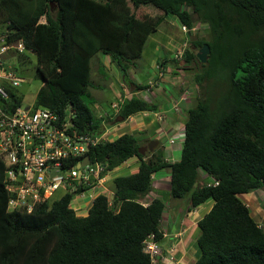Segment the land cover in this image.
Instances as JSON below:
<instances>
[{
	"label": "trees",
	"instance_id": "16d2710c",
	"mask_svg": "<svg viewBox=\"0 0 264 264\" xmlns=\"http://www.w3.org/2000/svg\"><path fill=\"white\" fill-rule=\"evenodd\" d=\"M142 6L158 10L161 20L175 17L189 32L198 23L209 30L208 40L199 43L209 46L206 64L184 53L202 70L195 75L198 97L188 110L180 160L167 163L161 153L145 152L131 134L96 145L88 156L106 174L134 158L139 168L114 179L112 199L99 194L88 213L77 216L72 193L32 213L8 210L0 159V264H151L143 242L152 234L162 239L165 205L156 198L144 206L142 200L152 176L165 168L170 195L188 197L189 211L214 202L198 222L194 264H264V229L241 199L264 188V0H0L1 33L36 56L43 86L34 106L71 108L80 124L99 131L86 101L91 60L109 55L127 82L132 61L158 27V21L137 16ZM16 56L19 67L30 64L24 53ZM8 91L16 101V90ZM156 110L133 96L120 105L118 117ZM202 175L207 180L201 184Z\"/></svg>",
	"mask_w": 264,
	"mask_h": 264
},
{
	"label": "built area",
	"instance_id": "2783aa9c",
	"mask_svg": "<svg viewBox=\"0 0 264 264\" xmlns=\"http://www.w3.org/2000/svg\"><path fill=\"white\" fill-rule=\"evenodd\" d=\"M25 51L22 43H7L0 27V159L10 193L8 210L32 213L38 206L51 204L67 193L73 195L71 207L76 197L94 200L104 194L100 192L108 173L101 163L90 161L82 166V162L93 147L107 142V130L100 132L80 124L71 108L55 111L36 108L35 103L23 107L20 95L12 100L8 89L18 90L23 79L4 56L16 58V53ZM185 51L186 44L175 60L182 59ZM95 190H99L97 195H87ZM143 246L151 264L177 263L174 251L164 254L154 234L144 240Z\"/></svg>",
	"mask_w": 264,
	"mask_h": 264
},
{
	"label": "rangeland",
	"instance_id": "374dc122",
	"mask_svg": "<svg viewBox=\"0 0 264 264\" xmlns=\"http://www.w3.org/2000/svg\"><path fill=\"white\" fill-rule=\"evenodd\" d=\"M127 6L131 7L130 2H128ZM136 13L140 19H149L153 22L158 21V27L157 31L149 36L144 46L141 57L132 61V65L129 68V78L131 82L147 86L152 85L154 89L156 88V91L158 90V86H160V81L162 82L161 87L163 88L166 87L169 90H172L174 88L176 90L182 89L189 96V107H193L196 103V97H198L195 75L199 74L202 68L193 59H190L188 62V59L185 58V55L177 62L174 61V56L182 49L184 44H186V52L191 57L198 55V53L202 49L199 47V43L201 41L208 40V27L204 24L198 23L195 25L194 29L189 32L187 29L184 30V27L181 26V24L175 17L169 16L166 19L161 20L162 14L151 6H142L140 7V10L136 11ZM41 22H45V20L42 19ZM24 54L30 60V64L23 65L22 67H19L17 65L16 58L9 56L4 57L8 65L14 67L17 76L23 79L20 87L16 88L18 90L14 92L16 94L15 96L20 95L22 106L26 107L35 103L37 94L43 86V81L37 75L35 67L36 56L28 51H25ZM106 56L109 55L98 54L91 60V78L93 87L90 88L91 97L86 101L93 110L94 114L104 113L108 111L111 102L118 103V101L122 99L121 89L119 88V81L114 80L117 78V76H120V71H116V69H114V74L110 75L112 71L110 70L108 63L102 62L100 64V59H105ZM14 57L17 56L14 55ZM160 63L163 64V68L159 66ZM100 66L104 68L103 71L99 70ZM158 68L159 71L170 69L171 74L173 72H175V74L170 75L164 72L165 77L158 78ZM103 73H105L107 76H102ZM107 77H109L110 79L107 80ZM128 82L129 81L127 80V84ZM171 82L176 83L175 86H172ZM160 101L163 102L164 99L161 98ZM177 113H179V107ZM117 118L118 114L113 117L112 122L114 124L110 125L109 127L115 125L125 126L126 123H117ZM122 132L123 129H115L114 131L108 132L107 137L109 138V140H115ZM134 136L140 144H146V141L149 139V136L146 134L143 135L139 133V135L134 134ZM163 141L164 139L162 138L161 143H163ZM154 151L156 150L154 149ZM137 164L138 163L134 162L133 164H129V166H120L114 171L108 173V176H127L137 168ZM110 184L112 187H114L113 183ZM103 187H109V190H112L110 189L112 187H110L106 183L103 184ZM103 190L104 188H102L100 193L104 192L108 194V197L111 199L109 193ZM98 193L99 190L89 191L87 195L95 196ZM242 198L248 205L252 217L264 229V188L255 191L253 194L247 197L243 196ZM173 199L174 198H172V200ZM92 200V198H75V202L72 204V207L75 210L77 216H85L88 213V210L90 209L92 204ZM175 200V202L180 203H183L185 201L184 199ZM209 201L212 202V200ZM197 232L198 234H200L199 229H197ZM194 249L196 250L194 259L190 258L187 260V262L185 261L187 264H193V262L196 261V259L200 255V251L197 245Z\"/></svg>",
	"mask_w": 264,
	"mask_h": 264
},
{
	"label": "crops",
	"instance_id": "0c3cea01",
	"mask_svg": "<svg viewBox=\"0 0 264 264\" xmlns=\"http://www.w3.org/2000/svg\"><path fill=\"white\" fill-rule=\"evenodd\" d=\"M102 62L108 63L110 70L112 71L110 75L114 74V69H116V71L119 70L117 66L112 63L111 58L109 56H106L105 59L101 58L100 64ZM103 69V67H99L100 71H103ZM129 70L128 84L123 79L121 72L120 76H117V78L114 79L119 81V88L121 89L122 99L119 100L118 103L111 102L108 111L104 113L94 114L100 122L99 131L102 132L106 129L108 134V132L114 131L115 129H123V132L119 134L118 137L124 134H131L133 136L134 134L139 135V133L143 135L146 134L149 136V139L146 141V144L141 143V146L145 149V152H148L150 154L153 153L148 151V145L152 141H157L158 145L156 146L155 150L158 152V154L161 153V156L163 157L165 162L175 163L179 161L181 158L184 139V125L187 119L188 110L190 109V103L188 98L189 96L182 89L176 90L174 88L172 90H169L166 87H161V81L157 91L156 88L154 89L152 87V85H148L147 89L139 91L137 89L138 85H146L131 82L129 78ZM164 72L170 75L175 74V72L171 74L170 69L159 71L158 68V78L165 77ZM102 76L107 75L103 73ZM109 79L110 78L107 77V80ZM175 84L176 83L171 82L172 86H175ZM89 93L91 97V92L89 91ZM133 96L141 98L149 103L155 104L157 106V110L155 112H141L129 117L123 122H120L121 124L126 123L125 126L115 125L109 127L110 125L114 124L112 122V119L116 114H118L120 105L124 103V101L132 98ZM160 97L164 99L163 102L160 101ZM114 105L118 106L117 110L113 109ZM178 107L179 113H177ZM162 138L164 139L163 143H161ZM107 141L114 140H109V138L107 137ZM150 157L151 155H147L144 160H147ZM134 162L138 163L136 166L137 168L131 173L134 174L138 171L139 168V160L137 158L131 159L121 166H129V164H133ZM116 177H118V175L114 177H109L107 174L104 183L112 187L110 183H113ZM170 178V169L168 168L162 169L156 174H154L152 176V188L142 200V204L148 205L153 199L156 198L162 200L165 205V209L160 224L162 239L159 241V243L164 250V254L168 255L171 250L174 251L175 260L177 262L176 264H187V260L190 258L194 259V256L196 254V250L194 248L197 244L196 242L199 236L197 232L198 222L207 213L210 212L214 205V202H210L208 200L203 205L197 207L196 209H193L192 211H189L188 197L184 198L185 201L183 203L175 202V198L172 200L173 197L170 195ZM206 180L207 177L202 175L200 183L202 184ZM110 189L112 190L110 191L109 187H104V191L109 193V196H111L112 199L114 187ZM253 193L254 192L247 194L246 197ZM241 199L243 200V198ZM243 202L245 203L244 200ZM195 262L196 261H194L193 264Z\"/></svg>",
	"mask_w": 264,
	"mask_h": 264
},
{
	"label": "water",
	"instance_id": "95a60500",
	"mask_svg": "<svg viewBox=\"0 0 264 264\" xmlns=\"http://www.w3.org/2000/svg\"><path fill=\"white\" fill-rule=\"evenodd\" d=\"M209 54H210L209 46L208 45H204L202 47V49L200 50V52L198 53L197 58L202 64H206V62L208 61ZM123 121H124V119L122 117H119L116 120L117 123H120V122H123ZM157 145H158L157 141L150 142L149 145H148V151L149 152H153ZM90 161H91L90 157L86 156L83 159L82 166L89 165Z\"/></svg>",
	"mask_w": 264,
	"mask_h": 264
}]
</instances>
